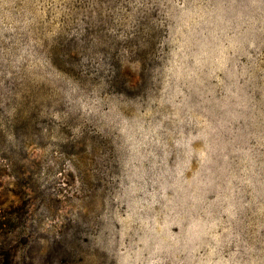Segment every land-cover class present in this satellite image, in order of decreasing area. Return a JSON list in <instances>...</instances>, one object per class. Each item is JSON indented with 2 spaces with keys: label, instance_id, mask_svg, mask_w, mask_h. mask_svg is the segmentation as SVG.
<instances>
[{
  "label": "rangeland",
  "instance_id": "1",
  "mask_svg": "<svg viewBox=\"0 0 264 264\" xmlns=\"http://www.w3.org/2000/svg\"><path fill=\"white\" fill-rule=\"evenodd\" d=\"M0 264H264V0H0Z\"/></svg>",
  "mask_w": 264,
  "mask_h": 264
}]
</instances>
